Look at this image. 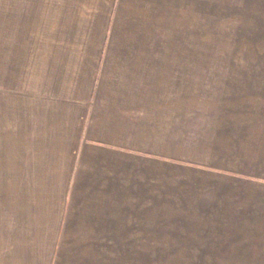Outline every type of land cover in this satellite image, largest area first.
Returning <instances> with one entry per match:
<instances>
[{"label": "rangeland", "instance_id": "374dc122", "mask_svg": "<svg viewBox=\"0 0 264 264\" xmlns=\"http://www.w3.org/2000/svg\"><path fill=\"white\" fill-rule=\"evenodd\" d=\"M209 2L175 35L181 47L168 50L169 63L154 66L152 107L137 120L138 159L123 153L116 162V200L84 195V216L105 218L97 235L105 240L63 242L56 264H264V205L250 201L264 186V0ZM17 4L0 0V103L11 85ZM11 130L0 134V219L55 215L59 197L17 191V169L7 168L19 148ZM83 164L82 184L108 189L109 177H93L95 162Z\"/></svg>", "mask_w": 264, "mask_h": 264}, {"label": "crops", "instance_id": "0c3cea01", "mask_svg": "<svg viewBox=\"0 0 264 264\" xmlns=\"http://www.w3.org/2000/svg\"><path fill=\"white\" fill-rule=\"evenodd\" d=\"M209 1L18 0L17 47L8 58L9 94L1 90L0 134L14 127L19 148L6 167L17 169L11 176L19 178L18 192L61 201L49 217L0 219V264H56L59 251L68 248L63 242L105 240L97 236L105 218L84 216L81 203L86 192L116 200L121 171L116 162L123 153L138 159L137 120L152 107L154 66L169 63L168 50L181 47L175 35ZM257 28L262 48L264 24ZM2 59L6 62L5 53ZM89 159L95 162L93 177H109L108 189L95 179L82 184L83 162ZM258 176L264 181L263 160ZM22 178H28V187ZM257 194L250 201L264 205V186Z\"/></svg>", "mask_w": 264, "mask_h": 264}]
</instances>
